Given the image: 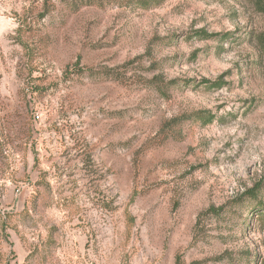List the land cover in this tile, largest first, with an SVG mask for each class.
<instances>
[{"label":"rangeland","instance_id":"374dc122","mask_svg":"<svg viewBox=\"0 0 264 264\" xmlns=\"http://www.w3.org/2000/svg\"><path fill=\"white\" fill-rule=\"evenodd\" d=\"M263 39L264 0H0V264H264Z\"/></svg>","mask_w":264,"mask_h":264},{"label":"trees","instance_id":"16d2710c","mask_svg":"<svg viewBox=\"0 0 264 264\" xmlns=\"http://www.w3.org/2000/svg\"><path fill=\"white\" fill-rule=\"evenodd\" d=\"M264 41V39H263ZM217 83L218 82H214L212 84H209L208 82H204L203 84H206V85H210L212 87H215L217 86ZM199 115H204L206 118H205V121L204 123H210L213 121L214 117L210 116V114H204V113H198L197 116ZM261 189H262V184H259V185H256L252 190L249 191V197H252V198H256L257 197V194H259L261 192ZM258 206L259 207H264V203H258Z\"/></svg>","mask_w":264,"mask_h":264}]
</instances>
